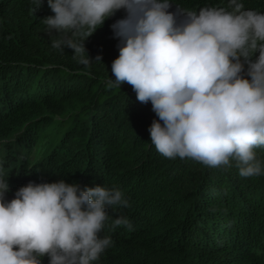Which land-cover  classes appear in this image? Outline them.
I'll return each mask as SVG.
<instances>
[{"label":"trees","instance_id":"trees-1","mask_svg":"<svg viewBox=\"0 0 264 264\" xmlns=\"http://www.w3.org/2000/svg\"><path fill=\"white\" fill-rule=\"evenodd\" d=\"M264 13V0H240ZM229 0H173L170 9L199 11ZM0 0V174L6 200L30 181L61 179L81 186L119 188L129 206L108 208L100 233L112 246L93 264H264V171L241 177L231 167L163 157L151 143L156 115L132 87H106L120 39L111 25L85 40L90 65L74 50L52 47L43 19L48 0ZM258 55V54H257ZM264 169V147L255 150ZM127 217L132 228L112 222ZM43 264L49 258L43 257Z\"/></svg>","mask_w":264,"mask_h":264},{"label":"clouds","instance_id":"clouds-1","mask_svg":"<svg viewBox=\"0 0 264 264\" xmlns=\"http://www.w3.org/2000/svg\"><path fill=\"white\" fill-rule=\"evenodd\" d=\"M43 0H33L34 10ZM54 15L42 21L52 47L88 66L85 40L121 9L111 25L121 43L106 87L129 84L156 115L151 143L165 158L192 159L219 168L235 161L241 177L264 169V13L240 0L199 11L173 0H48ZM258 54V55H257ZM0 174V264H93L112 246L101 237L108 208L128 207L119 188L81 186L61 179L30 181L11 200ZM132 228L127 217L112 222Z\"/></svg>","mask_w":264,"mask_h":264}]
</instances>
